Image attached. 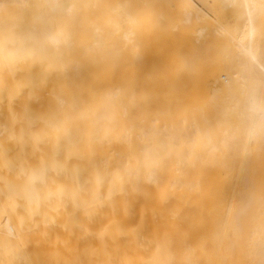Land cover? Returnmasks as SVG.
Returning <instances> with one entry per match:
<instances>
[{"label":"bare ground","instance_id":"bare-ground-1","mask_svg":"<svg viewBox=\"0 0 264 264\" xmlns=\"http://www.w3.org/2000/svg\"><path fill=\"white\" fill-rule=\"evenodd\" d=\"M172 1L187 22L207 16ZM224 1L241 23H216L227 58L208 73L216 96L240 93V127L187 146L180 127L135 119L160 68L154 36L122 31L139 19L130 0H0V111L19 122L27 186L22 215L0 190L11 264H264V0ZM172 133L180 155H150Z\"/></svg>","mask_w":264,"mask_h":264},{"label":"rangeland","instance_id":"rangeland-1","mask_svg":"<svg viewBox=\"0 0 264 264\" xmlns=\"http://www.w3.org/2000/svg\"><path fill=\"white\" fill-rule=\"evenodd\" d=\"M195 2L197 6L207 12L208 17L206 16L202 20L198 19L200 22L198 20L195 22H187L186 17L182 15L172 0H130V11H132L136 20L139 19L137 23H127V26L124 25L126 29L124 27L122 29V31H126L130 26L129 30H133L134 35L142 37L150 36L152 38L154 36V41L152 42L157 46L154 49L150 48L149 50L147 49L148 51L146 50L149 53L148 58L154 62L156 61L159 64L160 70L157 71L159 73L155 72L153 76H150L152 83L146 84L149 85L146 87V90L151 92V101L147 103L148 109L146 114L144 113L142 115L140 110H138L135 114L136 121H140L144 116L146 120L143 122L146 124V127L152 123L155 124L156 128L159 126L157 130L151 128V131L157 133L159 136L164 135L161 133L165 129L172 130V128L180 127L190 134V138L187 140L191 142L196 138L194 136L203 135L208 130V132L210 130L213 131V133L211 132L212 134L216 133L214 134L216 137H221L224 135V131L232 132L238 129L240 127L239 113L242 109L240 93L236 94L238 97L234 95L235 98L237 97L236 99L234 97L233 99L232 96H228L223 92L218 93L220 96L214 94L216 89L215 84L208 73L213 64L218 63V61L223 63L227 58L225 57L227 41L221 35L218 36L215 29L217 30L219 25L224 26L230 31L231 29L234 31V29L238 28L241 23L239 17L240 10L227 6L224 0H195ZM162 6L166 9H163ZM94 7L92 10L96 11L95 9L97 7L95 9ZM16 16H19V13ZM205 18L208 20L206 21ZM161 19L165 26L161 25L163 23ZM139 22L140 24H138ZM147 23L150 29L146 28ZM135 24L137 25L135 26ZM124 49L126 50L128 48ZM136 49L138 50V48ZM124 58L128 59L127 56ZM182 60L184 61L181 63ZM154 81L156 82L154 83ZM12 100L15 101L14 99ZM236 103L239 105H236ZM16 107L17 105L14 103L13 118L11 115L12 120H17L18 118ZM7 113L6 108L0 111L2 120L0 121L1 197L8 202L9 207H13L17 215H22L21 211L25 208V199L19 198H24L25 188L27 187L25 183L26 176L23 172L24 143L20 140L19 122L14 121L11 124L6 123L3 119L2 114L5 115ZM221 122L223 123L221 124ZM1 126L4 127L2 128ZM195 126L198 127L195 128ZM218 127H221L222 131ZM174 135L175 133H172L167 137L168 143L166 142L167 144L164 149L151 148L150 155H180L178 144L181 140L179 139V134ZM187 143V146L194 144V142ZM10 149L12 150L10 151ZM136 149L142 154L140 144H137ZM35 162L34 158L29 160L30 168L34 169ZM33 187H36V182L33 183ZM18 191L19 194L17 193ZM19 205H23V210ZM18 206L19 208L16 209ZM6 225L7 222L4 223L5 227L2 228L4 231L0 235V264H11V257L17 253L16 247L13 249L14 247L12 246V248L10 247L12 250H10L6 247L8 245H5L7 243L6 241H8V235L5 231Z\"/></svg>","mask_w":264,"mask_h":264}]
</instances>
